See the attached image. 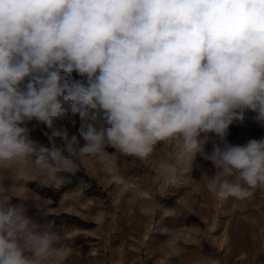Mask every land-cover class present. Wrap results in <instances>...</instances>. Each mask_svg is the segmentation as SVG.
Segmentation results:
<instances>
[{
  "label": "clouds",
  "instance_id": "9594fccd",
  "mask_svg": "<svg viewBox=\"0 0 264 264\" xmlns=\"http://www.w3.org/2000/svg\"><path fill=\"white\" fill-rule=\"evenodd\" d=\"M247 110L264 125V0H0V264H89L94 255L28 215L24 202L47 215L51 201L18 195L11 170L63 184L59 173L78 165L111 174L119 157L143 162L171 144L185 169L198 154L212 163L202 178L214 197L264 191V138L205 151ZM76 116L82 147L58 126ZM33 121L51 130L50 147L32 138ZM177 172L161 160L153 182L175 184ZM111 181L135 190L143 214L164 208L133 177ZM196 264L220 261L205 254Z\"/></svg>",
  "mask_w": 264,
  "mask_h": 264
},
{
  "label": "rangeland",
  "instance_id": "374dc122",
  "mask_svg": "<svg viewBox=\"0 0 264 264\" xmlns=\"http://www.w3.org/2000/svg\"><path fill=\"white\" fill-rule=\"evenodd\" d=\"M73 77L83 79L75 73ZM235 123L240 145L257 139L250 121ZM58 126L76 135L79 147L85 144L78 116L60 121ZM28 127L34 140L51 146V130L44 124L33 121ZM259 130L264 136V128ZM55 143L62 142L56 138ZM214 144L211 134L205 151L210 153ZM182 156L183 149L170 144L158 147L143 162L119 157L111 174L78 165L72 172L59 173L65 178L63 184H54L43 173L25 179L11 170L10 178L24 199L51 201L47 215L31 201L24 203L28 215L38 222L51 223L57 231L67 229L84 256L92 247L89 264H196L205 254L213 255L220 264H264V191L257 190L243 201L214 197L202 178L214 174L212 163L198 154L193 168L185 169L180 165ZM161 160L177 164L175 184L153 182ZM112 174L133 177L137 188L152 191L164 208L152 215L143 214L141 206L146 202L135 197V190L112 183ZM12 202L21 201L13 198Z\"/></svg>",
  "mask_w": 264,
  "mask_h": 264
},
{
  "label": "trees",
  "instance_id": "16d2710c",
  "mask_svg": "<svg viewBox=\"0 0 264 264\" xmlns=\"http://www.w3.org/2000/svg\"><path fill=\"white\" fill-rule=\"evenodd\" d=\"M257 114L255 112H252L250 110L245 111V118L244 120H248L252 123L253 125V131L254 135L256 136L257 140L264 138V136L260 135V130L259 128H264V125H261L255 120V116ZM236 129L237 125L236 123L232 124L229 127L228 133L225 137L221 138L219 136H216L214 133L212 134L215 138V144L219 145L221 149L224 148L225 143H230V144H238L240 145L237 140H236Z\"/></svg>",
  "mask_w": 264,
  "mask_h": 264
}]
</instances>
